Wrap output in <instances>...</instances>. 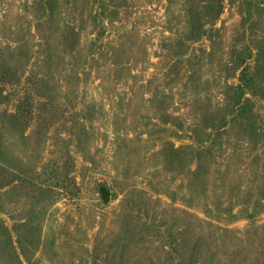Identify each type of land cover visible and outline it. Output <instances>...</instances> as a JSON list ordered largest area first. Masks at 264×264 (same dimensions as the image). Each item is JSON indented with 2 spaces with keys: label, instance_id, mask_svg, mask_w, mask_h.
I'll return each mask as SVG.
<instances>
[{
  "label": "rangeland",
  "instance_id": "rangeland-1",
  "mask_svg": "<svg viewBox=\"0 0 264 264\" xmlns=\"http://www.w3.org/2000/svg\"><path fill=\"white\" fill-rule=\"evenodd\" d=\"M0 264H264V0H0Z\"/></svg>",
  "mask_w": 264,
  "mask_h": 264
},
{
  "label": "water",
  "instance_id": "water-1",
  "mask_svg": "<svg viewBox=\"0 0 264 264\" xmlns=\"http://www.w3.org/2000/svg\"><path fill=\"white\" fill-rule=\"evenodd\" d=\"M99 191H100L101 199L104 202H107L110 198L109 190L106 187H100Z\"/></svg>",
  "mask_w": 264,
  "mask_h": 264
}]
</instances>
